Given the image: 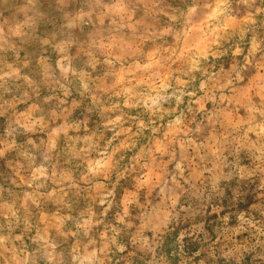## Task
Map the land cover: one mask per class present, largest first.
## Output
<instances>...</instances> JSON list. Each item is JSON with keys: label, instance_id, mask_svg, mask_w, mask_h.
<instances>
[{"label": "clouds", "instance_id": "obj_1", "mask_svg": "<svg viewBox=\"0 0 264 264\" xmlns=\"http://www.w3.org/2000/svg\"><path fill=\"white\" fill-rule=\"evenodd\" d=\"M0 264H264V0H0Z\"/></svg>", "mask_w": 264, "mask_h": 264}]
</instances>
